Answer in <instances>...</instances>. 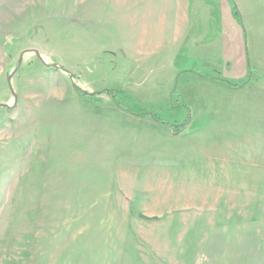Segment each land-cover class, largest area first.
<instances>
[{
    "label": "rangeland",
    "instance_id": "374dc122",
    "mask_svg": "<svg viewBox=\"0 0 264 264\" xmlns=\"http://www.w3.org/2000/svg\"><path fill=\"white\" fill-rule=\"evenodd\" d=\"M96 43L75 1L0 0V264H264V83Z\"/></svg>",
    "mask_w": 264,
    "mask_h": 264
},
{
    "label": "crops",
    "instance_id": "0c3cea01",
    "mask_svg": "<svg viewBox=\"0 0 264 264\" xmlns=\"http://www.w3.org/2000/svg\"><path fill=\"white\" fill-rule=\"evenodd\" d=\"M59 1H75L81 25H92L99 49L118 54L125 65L154 70V79L174 80L187 73L198 76L197 72L237 83L250 70L254 88L264 83V0H234L241 23L233 16V0ZM244 32L247 46L250 40L255 50L250 65ZM242 90L249 91H233ZM154 257L157 264H180L173 256Z\"/></svg>",
    "mask_w": 264,
    "mask_h": 264
},
{
    "label": "trees",
    "instance_id": "16d2710c",
    "mask_svg": "<svg viewBox=\"0 0 264 264\" xmlns=\"http://www.w3.org/2000/svg\"><path fill=\"white\" fill-rule=\"evenodd\" d=\"M233 16L235 17V19L239 22V23H241V21H240V19H239V14H238V12H237V10H236V8L233 6ZM249 72V74H247V77L245 78V79H247L248 78V80H249V78H250V70L248 71ZM198 76H200L201 78H204V79H208V80H219V81H221L222 83H224L227 87H229L230 89H237V88H240V87H243V86H245V84L247 83V82H249V81H245V82H243L242 83V81L241 82H238L237 84H232L231 82H229L228 80H226V79H223V78H219V77H211V76H209V75H206V74H202V73H197V72H195ZM78 91H79V89H78ZM80 93H82L83 94V92H81V91H79ZM109 95H111V97H112V100L115 102V104L119 107V108H121V105L117 102V99H116V95L114 94V93H112V92H107ZM116 94H119L118 92L116 93ZM83 95H85V94H83ZM160 123V122H159ZM160 124H163V123H160ZM163 125H166V124H163ZM185 125V124H184ZM183 125V126H184ZM182 126V125H181ZM182 126V127H183ZM171 128H172V126H171Z\"/></svg>",
    "mask_w": 264,
    "mask_h": 264
},
{
    "label": "water",
    "instance_id": "95a60500",
    "mask_svg": "<svg viewBox=\"0 0 264 264\" xmlns=\"http://www.w3.org/2000/svg\"><path fill=\"white\" fill-rule=\"evenodd\" d=\"M20 62V61H19ZM9 80V79H8ZM0 107H4V105H0Z\"/></svg>",
    "mask_w": 264,
    "mask_h": 264
}]
</instances>
